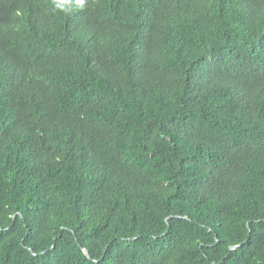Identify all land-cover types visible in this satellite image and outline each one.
Wrapping results in <instances>:
<instances>
[{"label": "trees", "instance_id": "1", "mask_svg": "<svg viewBox=\"0 0 264 264\" xmlns=\"http://www.w3.org/2000/svg\"><path fill=\"white\" fill-rule=\"evenodd\" d=\"M0 264H264V0H0Z\"/></svg>", "mask_w": 264, "mask_h": 264}, {"label": "clouds", "instance_id": "2", "mask_svg": "<svg viewBox=\"0 0 264 264\" xmlns=\"http://www.w3.org/2000/svg\"><path fill=\"white\" fill-rule=\"evenodd\" d=\"M88 0H51L53 11L71 14L73 11H83Z\"/></svg>", "mask_w": 264, "mask_h": 264}, {"label": "water", "instance_id": "3", "mask_svg": "<svg viewBox=\"0 0 264 264\" xmlns=\"http://www.w3.org/2000/svg\"><path fill=\"white\" fill-rule=\"evenodd\" d=\"M236 248H237V246H233V247H231V250H234V249H236ZM83 251H84L85 255H86L90 260H93L92 257L90 256V254H89V252H88L87 249L84 248Z\"/></svg>", "mask_w": 264, "mask_h": 264}]
</instances>
